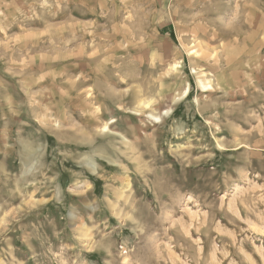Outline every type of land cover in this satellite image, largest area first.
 I'll return each mask as SVG.
<instances>
[{
  "label": "rangeland",
  "instance_id": "374dc122",
  "mask_svg": "<svg viewBox=\"0 0 264 264\" xmlns=\"http://www.w3.org/2000/svg\"><path fill=\"white\" fill-rule=\"evenodd\" d=\"M0 264H264V0H0Z\"/></svg>",
  "mask_w": 264,
  "mask_h": 264
},
{
  "label": "bare ground",
  "instance_id": "6f19581e",
  "mask_svg": "<svg viewBox=\"0 0 264 264\" xmlns=\"http://www.w3.org/2000/svg\"><path fill=\"white\" fill-rule=\"evenodd\" d=\"M89 138V137H88ZM85 144V143H84ZM90 147V146H89ZM238 187L237 186H235V189H237Z\"/></svg>",
  "mask_w": 264,
  "mask_h": 264
}]
</instances>
